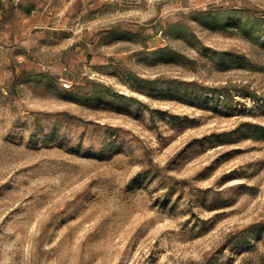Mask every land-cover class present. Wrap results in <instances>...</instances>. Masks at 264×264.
<instances>
[{
    "label": "rangeland",
    "instance_id": "1",
    "mask_svg": "<svg viewBox=\"0 0 264 264\" xmlns=\"http://www.w3.org/2000/svg\"><path fill=\"white\" fill-rule=\"evenodd\" d=\"M25 27L0 264H264V0H43Z\"/></svg>",
    "mask_w": 264,
    "mask_h": 264
},
{
    "label": "crops",
    "instance_id": "2",
    "mask_svg": "<svg viewBox=\"0 0 264 264\" xmlns=\"http://www.w3.org/2000/svg\"><path fill=\"white\" fill-rule=\"evenodd\" d=\"M42 6L43 0H0V36L2 43L9 41L11 32L16 34L26 33L27 21L35 20ZM15 19L19 21L16 23L17 25H22L15 28ZM35 27L33 26V28Z\"/></svg>",
    "mask_w": 264,
    "mask_h": 264
}]
</instances>
